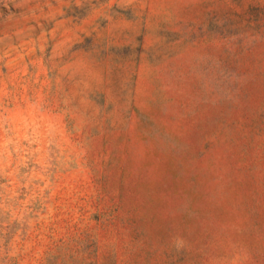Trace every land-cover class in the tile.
<instances>
[{"label": "rangeland", "instance_id": "374dc122", "mask_svg": "<svg viewBox=\"0 0 264 264\" xmlns=\"http://www.w3.org/2000/svg\"><path fill=\"white\" fill-rule=\"evenodd\" d=\"M0 264H264V0H0Z\"/></svg>", "mask_w": 264, "mask_h": 264}]
</instances>
